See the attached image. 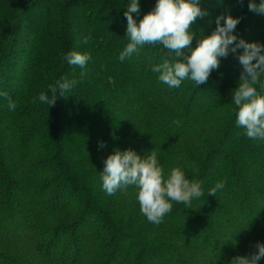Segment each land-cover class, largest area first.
Wrapping results in <instances>:
<instances>
[{"label": "trees", "instance_id": "trees-1", "mask_svg": "<svg viewBox=\"0 0 264 264\" xmlns=\"http://www.w3.org/2000/svg\"><path fill=\"white\" fill-rule=\"evenodd\" d=\"M127 3L0 0V264H228L264 243V141L235 125L238 59L221 58L203 84L168 88L150 70L165 58L160 45L117 59ZM154 3L139 0L137 19ZM247 5L200 0L208 14L192 30L208 34L230 13L240 17L237 39L264 43V15ZM76 49L91 57L82 79L63 59ZM62 75L78 83L48 108L38 94ZM114 148L156 151L165 173L179 165L205 193L221 179L225 187L150 223L134 187L101 190Z\"/></svg>", "mask_w": 264, "mask_h": 264}, {"label": "clouds", "instance_id": "clouds-1", "mask_svg": "<svg viewBox=\"0 0 264 264\" xmlns=\"http://www.w3.org/2000/svg\"><path fill=\"white\" fill-rule=\"evenodd\" d=\"M247 6L249 11L264 15V0H248ZM139 11V0H128L123 13L128 42L117 59L123 62L131 58L146 44L160 45L165 58L153 64L150 70L157 74L159 82L171 89L179 88L186 79L195 86L205 83L210 73L219 67L220 59L233 54L242 69L237 87L231 90L235 125L243 129L247 138L264 141V43L237 39L234 30L240 17L221 13L215 17V27L208 34L201 30L196 35L192 26L197 18L208 14L201 9L200 0H155L153 7L137 19ZM88 39L85 37L82 43L86 45ZM90 58L88 51L78 49L68 51L63 57L68 65L79 67L81 79L87 74ZM77 83L76 79L62 75L46 92H40L37 100L49 108L58 96L73 94ZM3 96L5 93L0 92V97ZM7 109L15 110L11 99ZM99 180L101 190L109 196L134 187L140 213L153 224H160L172 211L174 203L183 204L185 209L192 208L193 200L205 194L216 197L226 183L218 180L205 193L202 182L189 179L183 167L173 166L165 173L156 151L140 155L131 148H114L103 159ZM254 248L249 255L233 256L228 264H258L264 258V243L257 241Z\"/></svg>", "mask_w": 264, "mask_h": 264}, {"label": "rangeland", "instance_id": "rangeland-1", "mask_svg": "<svg viewBox=\"0 0 264 264\" xmlns=\"http://www.w3.org/2000/svg\"><path fill=\"white\" fill-rule=\"evenodd\" d=\"M154 146H162V145H161V143L158 142V143H157L156 145H154Z\"/></svg>", "mask_w": 264, "mask_h": 264}]
</instances>
